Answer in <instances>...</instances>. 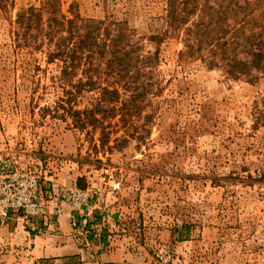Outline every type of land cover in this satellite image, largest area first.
<instances>
[{"label":"rangeland","instance_id":"obj_1","mask_svg":"<svg viewBox=\"0 0 264 264\" xmlns=\"http://www.w3.org/2000/svg\"><path fill=\"white\" fill-rule=\"evenodd\" d=\"M10 1L0 11V165L40 161L43 193L51 182L85 190L92 220L104 218L102 232L121 248L116 264H264V185L245 177L264 167V123L251 128L264 79L224 77L167 37L141 110L106 117L103 133L80 129L58 107L67 101L60 63L8 36L16 12L42 0ZM77 1L83 15L126 22L143 53L155 49L145 36L161 25L165 0ZM95 95L82 91L72 105ZM1 211L0 264H49L33 256L29 234L48 211Z\"/></svg>","mask_w":264,"mask_h":264},{"label":"trees","instance_id":"obj_2","mask_svg":"<svg viewBox=\"0 0 264 264\" xmlns=\"http://www.w3.org/2000/svg\"><path fill=\"white\" fill-rule=\"evenodd\" d=\"M8 2L0 0V11L7 10ZM63 4L42 0L38 6L20 8L8 36L15 47L42 50L46 62L60 63L57 81L67 101L59 96L58 103L64 104L58 107L77 128H98L103 133L106 117L141 110L146 87L153 83L160 43L167 37L179 39L180 54L185 52L224 77L249 83L264 79V0H165L161 25H154L145 36L155 49L146 53L126 22L83 15L77 0H70L65 9ZM82 91L96 95L89 106L74 108L72 102ZM261 104L253 110L252 129L264 123V95ZM245 177L264 185V167ZM43 261L54 263L53 258ZM59 264L83 263L71 254Z\"/></svg>","mask_w":264,"mask_h":264},{"label":"built area","instance_id":"obj_3","mask_svg":"<svg viewBox=\"0 0 264 264\" xmlns=\"http://www.w3.org/2000/svg\"><path fill=\"white\" fill-rule=\"evenodd\" d=\"M31 164L32 167L18 165L17 158L13 156L0 165L2 215H6L8 210H20L22 218L42 216L46 211L59 215L62 205L68 204L75 218V226L79 225L86 232L87 213L92 210L86 201V191L75 187L58 190V184L51 182L43 193L38 185V178L42 173L41 162L32 161Z\"/></svg>","mask_w":264,"mask_h":264},{"label":"crops","instance_id":"obj_4","mask_svg":"<svg viewBox=\"0 0 264 264\" xmlns=\"http://www.w3.org/2000/svg\"><path fill=\"white\" fill-rule=\"evenodd\" d=\"M94 215V210L87 213V231L84 232L79 225L75 226V218L68 204L62 205L59 215L47 212L40 218L39 224L31 228L34 233H29L31 253L36 258H53V264H59L71 254H77L83 264H116L121 259V248L113 247L110 235L102 232L104 218L93 221ZM42 223L47 227L40 230L38 225Z\"/></svg>","mask_w":264,"mask_h":264}]
</instances>
